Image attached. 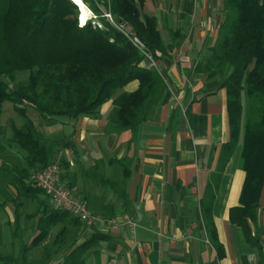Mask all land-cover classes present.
<instances>
[{
    "label": "trees",
    "instance_id": "obj_1",
    "mask_svg": "<svg viewBox=\"0 0 264 264\" xmlns=\"http://www.w3.org/2000/svg\"><path fill=\"white\" fill-rule=\"evenodd\" d=\"M81 1L93 18H79L80 7L72 0H0V115L3 104L12 102L24 120L20 127L12 125L10 139L23 151V159L16 157L11 166L1 160L0 196L4 200L19 198L23 192L24 199L38 200L43 206L36 195L42 191L27 180L30 170L39 171L54 162L57 143L45 140L28 117L27 107L42 119H77L94 115L100 105L112 99L111 117L117 129L133 133L167 89L158 71L143 65L145 54L156 61L167 51L156 20L140 12L141 0ZM224 10L217 40L204 49L193 72L205 78L207 94L217 90L226 93L228 139L219 149L218 176L242 134L245 178L239 205L230 209L229 220L241 228L247 244L260 254L254 226L264 184V0H224ZM105 14H110L112 21ZM120 24L141 40L143 51L119 28ZM20 72H28V82L11 91L8 82ZM132 80L139 82L137 90L123 92ZM6 151L0 144V159ZM119 193L126 200L124 189ZM213 197L210 187L209 202L202 204V213L209 238L221 258L223 247L211 221ZM23 205V200L16 203V222L17 210ZM112 209L106 207L102 217L110 218ZM43 214L30 245L20 248L19 257L0 253V264H26L27 251L46 240L50 229L59 224L62 229L52 245L66 242L68 235L71 243L55 264H86L91 244L104 238L97 234L78 243L76 233L82 226L78 219L53 207H46ZM1 238L0 226V246ZM44 249L42 260L35 264L52 261L50 246Z\"/></svg>",
    "mask_w": 264,
    "mask_h": 264
},
{
    "label": "crops",
    "instance_id": "obj_2",
    "mask_svg": "<svg viewBox=\"0 0 264 264\" xmlns=\"http://www.w3.org/2000/svg\"><path fill=\"white\" fill-rule=\"evenodd\" d=\"M138 8L156 20L167 51L161 59L145 55L143 61L167 85L159 104L147 111L133 133L117 129L112 99L94 115L59 117L46 121L42 129L45 140L57 143L54 162L63 170L62 181L87 202L90 213L103 218L105 208L113 207L110 218L135 224L133 231L128 226H81L78 243L92 235L104 237L91 244L86 264H264V184L254 226L259 254L229 220L245 178L242 134L218 176L219 149L228 139L226 93L207 94L205 78L193 72L201 53L217 40L224 0H141ZM138 86L132 80L122 91L131 93ZM210 187L211 221L223 247L221 258L202 213ZM123 189L126 200L119 193Z\"/></svg>",
    "mask_w": 264,
    "mask_h": 264
},
{
    "label": "rangeland",
    "instance_id": "obj_3",
    "mask_svg": "<svg viewBox=\"0 0 264 264\" xmlns=\"http://www.w3.org/2000/svg\"><path fill=\"white\" fill-rule=\"evenodd\" d=\"M81 9V8H80ZM87 10V11H86ZM80 12V10H79ZM88 19L93 18V13L87 8L81 10V15L79 18ZM80 21V19H79ZM86 22V21H85ZM28 82V72H20L16 75L13 82H8L11 91H14L18 86L25 85ZM27 115L30 117L40 132H42L45 122L52 121V119H42L40 118L32 109L27 107ZM23 118L18 115L14 110V103L5 102L2 107V114L0 115V144H2L7 151L2 153L1 160L7 163L9 166L12 165V161L17 158L23 159L24 153L15 144L11 143L12 138V125L20 127L23 124ZM56 149V148H55ZM58 164V162H52ZM60 166V164H58ZM40 171V170H39ZM38 172V170H30V176L27 183L33 187L34 185L33 176ZM39 200L42 201L43 206L39 205L38 200L35 199H24L25 194L14 200H4L0 196V226L2 232V238L0 246V253L4 255H14L19 257L20 248L25 245L29 246L30 241L36 235V228L39 219L44 215L46 207H52L49 199L42 193L36 192ZM24 201V205L19 207L17 210L19 213L18 222H16L15 206L18 201ZM28 215H31L28 218ZM61 225H57L50 229L49 235H47L46 240H44L40 245L32 248L28 253H26V264H35V262L42 260L45 253V242L50 246L49 252L52 253V264H55L59 260L60 255L66 250V247L71 243L70 235L67 236L66 242L60 244L58 248L53 246V242L56 239V235L61 231ZM55 247V248H54ZM54 249L58 251L53 252ZM55 253V254H54ZM41 262V261H40ZM38 262V263H40Z\"/></svg>",
    "mask_w": 264,
    "mask_h": 264
},
{
    "label": "built area",
    "instance_id": "obj_4",
    "mask_svg": "<svg viewBox=\"0 0 264 264\" xmlns=\"http://www.w3.org/2000/svg\"><path fill=\"white\" fill-rule=\"evenodd\" d=\"M105 17L112 21L110 14H105ZM119 28L125 30V34L139 50L143 51L145 49L141 40L129 33L124 25L120 24ZM62 172L63 170L58 164L51 163L33 176L34 185L49 199L54 209L69 213L71 216L78 219L85 229L100 230L103 226L108 228L128 226L131 231H133L135 224L130 219L121 222L115 218L103 219L91 214L87 202L74 195L72 190L62 181Z\"/></svg>",
    "mask_w": 264,
    "mask_h": 264
},
{
    "label": "bare ground",
    "instance_id": "obj_5",
    "mask_svg": "<svg viewBox=\"0 0 264 264\" xmlns=\"http://www.w3.org/2000/svg\"><path fill=\"white\" fill-rule=\"evenodd\" d=\"M74 1H76V3H78L79 7L81 8L80 10L87 9V7L83 4V2L81 0H74Z\"/></svg>",
    "mask_w": 264,
    "mask_h": 264
},
{
    "label": "water",
    "instance_id": "obj_6",
    "mask_svg": "<svg viewBox=\"0 0 264 264\" xmlns=\"http://www.w3.org/2000/svg\"><path fill=\"white\" fill-rule=\"evenodd\" d=\"M78 7H79V5H78V3H76V1H74V0H72ZM79 10H80V8H79Z\"/></svg>",
    "mask_w": 264,
    "mask_h": 264
}]
</instances>
